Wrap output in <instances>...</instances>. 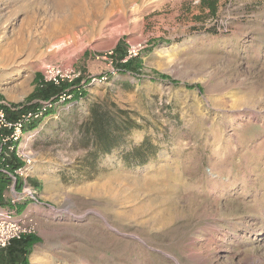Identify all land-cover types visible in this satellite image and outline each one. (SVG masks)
Wrapping results in <instances>:
<instances>
[{"label":"rangeland","instance_id":"374dc122","mask_svg":"<svg viewBox=\"0 0 264 264\" xmlns=\"http://www.w3.org/2000/svg\"><path fill=\"white\" fill-rule=\"evenodd\" d=\"M199 2L0 0V104L70 94L25 128L28 264H264V0ZM46 65L78 74L49 99ZM93 106L139 127L102 151Z\"/></svg>","mask_w":264,"mask_h":264},{"label":"built area","instance_id":"2783aa9c","mask_svg":"<svg viewBox=\"0 0 264 264\" xmlns=\"http://www.w3.org/2000/svg\"><path fill=\"white\" fill-rule=\"evenodd\" d=\"M140 48V45L130 46L123 61L136 56ZM43 72L45 80L54 85H60L65 81L72 82L78 76L67 67L55 65H46ZM94 79L92 78V80ZM69 97V92L63 90L57 96V102L63 103ZM56 103L53 101L39 102L34 107L24 110H19V107L6 102L0 104V146L5 148L1 151L0 147V156L4 159V157H9L10 154H14L22 162L21 166L14 169L13 174H9L5 169L2 170L8 173L11 178L10 187H13L17 178L21 181L20 189L13 191L8 196L4 195V201L0 203V248L6 247L11 240L19 239L33 230L31 219L22 218L14 208L16 202L27 197L34 198L37 195V189L26 182L27 170L31 165V154L25 149L27 140L25 139V128L33 123L39 124L47 116V111L54 108ZM7 110L15 117L9 118Z\"/></svg>","mask_w":264,"mask_h":264},{"label":"trees","instance_id":"16d2710c","mask_svg":"<svg viewBox=\"0 0 264 264\" xmlns=\"http://www.w3.org/2000/svg\"><path fill=\"white\" fill-rule=\"evenodd\" d=\"M200 7L203 10H208L210 15H215L218 9V0H200ZM118 51L120 52V46L116 47L115 56L118 55ZM125 56V51L120 52V58ZM112 63L115 67H117L121 71H128L131 73H137L141 68V60L139 56H133L128 58L124 62H120L119 59H113ZM159 77L165 78L167 76L163 74H159ZM67 83H63L60 87H57L53 84H46L39 90V94L45 96L46 98H50L51 96L55 95L58 91L67 87ZM12 106L19 107V110L28 109L34 107L35 104H11ZM120 116L123 115V120L120 123H112L107 110H100L97 106H93L91 108V118L90 122L87 123V127L93 131L95 135V141L99 143V149L102 151H109L110 146H115L116 139L112 140L109 138L111 133H113V128L118 131V134L123 133V131L129 130L131 127H139V124L133 120H130L126 116L125 110L119 109L118 110ZM51 113V109L47 111V115ZM7 115L9 118H14L15 115L12 114L9 110H7ZM38 125V123H33L28 128L33 129ZM113 127V128H112ZM112 128V129H111ZM116 136V133H113ZM144 140L141 142V145L144 144ZM1 147V146H0ZM4 147H1V151L4 150ZM153 153V152H151ZM149 153L147 156H149ZM143 161V159L141 160ZM140 162V160L138 161ZM22 162L14 155L10 154L9 157L0 156V203H1V192L3 187L7 182V177L5 173H3L2 169H5L9 174H13L14 169L21 166ZM32 242L31 235H24L19 239H13L9 242V244L4 247L0 248V264H28L27 254L30 250V245Z\"/></svg>","mask_w":264,"mask_h":264},{"label":"crops","instance_id":"0c3cea01","mask_svg":"<svg viewBox=\"0 0 264 264\" xmlns=\"http://www.w3.org/2000/svg\"><path fill=\"white\" fill-rule=\"evenodd\" d=\"M32 186H34L35 188L39 189V188H38V185H37V181H36V182H33V183H32Z\"/></svg>","mask_w":264,"mask_h":264},{"label":"bare ground","instance_id":"6f19581e","mask_svg":"<svg viewBox=\"0 0 264 264\" xmlns=\"http://www.w3.org/2000/svg\"><path fill=\"white\" fill-rule=\"evenodd\" d=\"M10 3H11V1H10ZM12 7V6H11ZM14 55V54H13Z\"/></svg>","mask_w":264,"mask_h":264}]
</instances>
